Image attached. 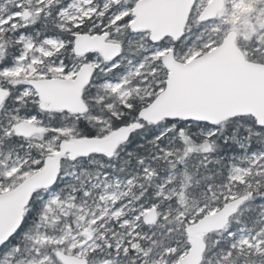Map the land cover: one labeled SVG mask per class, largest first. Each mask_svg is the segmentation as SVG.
I'll use <instances>...</instances> for the list:
<instances>
[{"label": "trees", "instance_id": "1", "mask_svg": "<svg viewBox=\"0 0 264 264\" xmlns=\"http://www.w3.org/2000/svg\"><path fill=\"white\" fill-rule=\"evenodd\" d=\"M61 1L49 4L44 11L36 14L31 23L25 27H14L9 24L1 28L0 69L12 66L15 58L19 56L21 50L20 45L16 43V38L22 33L29 34L38 31L41 36L59 37L68 42V49H72L74 39L70 35L72 31L79 34L89 32L90 35L101 33L99 27L89 29L87 25L69 29L70 31L60 30L56 13L63 7V4H60ZM136 1L123 0L131 9ZM9 10L13 12L15 8L12 6ZM124 19L121 22L125 23L120 36L121 56L133 62H139L144 54L137 50L136 37L141 34H132L128 30L126 25L132 19L131 15ZM194 25L196 23L189 17L184 35L180 40L173 43L171 40L165 39L156 45L172 47L176 59L184 62L182 60L189 51L202 48L198 41L197 30L193 28ZM113 29L114 27H108L105 30L111 39L115 37ZM217 35L215 46L219 45L222 40V33ZM33 39L38 42V38L34 37ZM145 40L148 42L147 37ZM244 49L248 51L244 55L247 61L264 64V54L253 50L249 45ZM207 51L204 50L203 53ZM90 55L86 59H90ZM64 62L66 65L72 63L69 59H65ZM103 63L106 66L109 64L104 61ZM148 68L149 71L153 69L154 72L151 74L142 73L132 80L131 93L124 104L113 95L103 91L101 86L103 80L117 79L122 74L123 67L117 66L112 69L106 67L105 71H98L95 68L89 84L82 92V101L87 108L83 116L48 112L46 106L39 104L36 97L32 99L19 98V91L29 87V80L22 77L13 78L9 85H3V88L8 91V95L0 109V152H22L24 146L28 145L26 140L17 137L13 131H9V127L7 128V123L14 121L21 114L32 116L39 121V125L43 127L44 131L43 139H53L55 149L62 141L103 138L117 129L138 124L139 126L129 133L126 142L119 145L110 158L101 154H91L75 158L72 161L62 159L58 177L50 187V191L58 194L62 199L68 191L77 189L73 193V203L80 204L82 200H85L88 205L95 199L93 191L89 187L93 175L103 174L121 180H130L132 185L127 196L123 198L124 201H128L135 208L150 209L155 207L160 215H167V218H158L161 227L149 229H152L154 235L158 234V239L163 241L164 251L172 249L168 254L163 253L166 258L165 264H175L189 247V240L184 235L188 219L200 206L213 205L218 209L221 208L229 201L226 198L228 190L234 191L235 198L248 196V199L229 221V224L235 223L231 227L232 230L237 227L256 228L258 226L256 222L261 203L260 197L264 196V171H261L264 166L251 168L244 176L242 183L231 182L229 172L230 167L236 163V157L240 152L237 149V139L244 136L249 137L248 132L245 131L247 129L250 132L258 133H263L264 129L257 127L250 117L230 119L217 126L185 123L180 120H164L154 125L140 122L137 118L138 112L154 100L166 82V71L161 66L160 59L151 60ZM47 78L49 76H46ZM143 78L145 81L141 82ZM145 85L147 88L143 87ZM135 87L137 89H134ZM88 116L98 117L102 124L86 120ZM208 131L210 133H207ZM25 152L29 153V163H35L30 165L31 174L41 169L46 153L32 145H28ZM72 173L75 176L74 181V177L69 176ZM66 175L68 176L63 177ZM21 181L19 180L17 183ZM162 185L174 186L177 187V190L174 194L163 198L158 194V187ZM45 200V189L32 194L23 212L19 230L8 243L0 248V254L7 246L18 247L21 244L19 243L21 235L32 233L38 222H41L44 227H49V218L45 216V219L41 220V216L44 214ZM202 216V214L197 215L195 221ZM64 222L66 219L59 217L56 227L63 226ZM176 224L178 228H176ZM106 228L113 229L115 225L108 222ZM147 229L148 226L144 224L140 227V230L151 233ZM218 234H224V230L203 236L205 251L201 264H257L258 259L264 257V254L254 253L252 249H229V242L224 237L214 244V238ZM97 243L98 250L102 253L94 251L91 257L106 255L122 257L124 254L120 250H114L113 247L107 248L103 239H98ZM142 248L143 242L137 248L128 250V259H133Z\"/></svg>", "mask_w": 264, "mask_h": 264}, {"label": "rangeland", "instance_id": "2", "mask_svg": "<svg viewBox=\"0 0 264 264\" xmlns=\"http://www.w3.org/2000/svg\"><path fill=\"white\" fill-rule=\"evenodd\" d=\"M57 1L0 0V34L4 25L10 24L14 27L29 25L36 14L44 11L49 4H56ZM210 1L197 0L195 2L190 20L196 23L193 28L197 30L198 41L202 48L189 51L182 61L187 62L203 54L204 50L209 51L215 48L217 34L222 33L221 38H223L229 31L236 34V44L244 55L248 52L244 49L247 45L264 54V0H223V9L213 20L197 23L199 13ZM60 4H63V7L56 13L60 30L67 31L87 25L89 29L99 27L102 33L108 27H114L115 37L112 39L108 37V41L121 45L120 36L125 27V23L121 22L131 15L132 10L123 0H62ZM12 6L15 11L10 12L9 8ZM126 26L128 27L129 23ZM78 34L74 31L70 33L73 38ZM136 34H141L136 37L137 50L144 54L139 62H133L120 56L106 66L98 53L91 54L90 59H86L98 71H105L106 67L108 69L123 67L122 74L117 79L103 80L101 83L103 91L116 97L122 104L131 93L132 80L142 73H153V69L148 70L150 61L160 59L170 48V46L166 48L151 44L149 41V43L146 42L145 37L148 38V33ZM34 37L38 38V42L34 41ZM16 43L20 45L21 52L12 66L0 69L2 86L9 85L13 78L18 77L29 81L46 79V76H49L47 79L71 80L75 78L80 65L84 62L83 58H77L72 49L67 48L68 42L56 36H41L38 31H33L29 34L18 35ZM65 59L71 60L72 63L66 65ZM144 81L145 78L141 80V82ZM143 87L147 88V85ZM21 97L32 99L35 98V94L30 87H25L19 91V98ZM86 120L102 124L98 117L88 116ZM22 121L40 128L37 135L25 142L43 150L46 153L45 157L54 155L57 150L53 146L54 141L51 138L43 139V127L39 125L36 118L21 114L14 121L8 122L7 128L9 127V131H12V128ZM245 131L248 132L249 137L244 136L237 139V149L240 152L229 172V180L235 183H242L244 176L251 168L264 166V132H250L248 129ZM28 145L24 146L22 152H0V194L11 191L31 175L30 165L35 163H29V153L25 152ZM261 171H264V167ZM69 176L74 177L73 181L75 180L74 173ZM19 180L22 181L17 183ZM131 185L130 180H121L103 174L93 175L89 187L95 199L88 203L91 206L86 205L85 200H82L80 204L73 203V193L77 189L68 191L62 199L58 194L50 191V188L45 189L46 200L41 220L45 219V216L49 218V227H44L41 222H38L32 233H23L19 239L21 244L18 247L7 246L1 252L0 264H60L54 257L56 251L76 258H84L87 264H165L166 258L163 253L168 254L172 249L164 251L163 241L159 240L158 234L154 235L152 229L149 228L161 227L158 218L164 219L167 215H160L155 207L135 208L128 201H124L123 198L127 196ZM176 190L177 187L162 185L158 187V194L164 198L174 194ZM227 193V200L235 198L234 191L228 190ZM260 198L256 228L237 227L232 230L231 227L235 223L229 224L224 229V234L216 235L213 243L215 244L224 237L229 242V249H252L254 253L264 254V196ZM151 210L153 211L151 221L147 222L146 215ZM217 210L218 208L213 205L198 207L188 219L185 227L193 224L197 215H206ZM59 217H64L66 222L63 226L56 227ZM108 222L115 225V228L107 229ZM142 224L147 225V231L151 233L140 230ZM176 228H178L177 224ZM112 230L114 232L109 233ZM98 239H103L107 248L113 247L114 250H120L124 254L122 257L108 255L91 257L94 251L102 253L98 250ZM141 242H143V248L139 249L136 258L128 259L127 251L137 248ZM257 264H264V257L259 258Z\"/></svg>", "mask_w": 264, "mask_h": 264}, {"label": "water", "instance_id": "3", "mask_svg": "<svg viewBox=\"0 0 264 264\" xmlns=\"http://www.w3.org/2000/svg\"><path fill=\"white\" fill-rule=\"evenodd\" d=\"M196 1L137 0L131 11L129 30L132 33H148L151 43L164 39L175 43L183 37ZM223 7V0H211L199 13L197 23L213 20ZM107 37L106 33L77 35L73 41V53L76 57L99 53L103 61H114L121 55V45L108 42ZM235 40L236 34L229 31L218 46L186 63L177 61L173 51L168 49L160 58V64L166 71L164 88L148 106L138 112V120L153 125L164 120H180L216 126L230 119L250 117L257 127L264 128V64L248 62L237 48ZM93 71V66L83 63L71 80H32L29 87L38 103L45 105L48 112L83 116L87 108L82 101V92L89 84ZM7 94V90L0 86V108ZM138 126L131 124L103 138L62 141L56 153L44 159L39 171L25 178L11 191L0 194V248L20 228L23 211L32 194L55 182L62 159L72 161L91 154L110 158ZM12 131L22 139H30L40 132L26 121L17 123ZM247 199L246 195L235 198L188 225L184 234L189 240V248L175 264H201L205 251L203 236L222 231ZM152 214V210L148 212L147 222L151 221ZM55 257L60 264H87L84 258L59 251Z\"/></svg>", "mask_w": 264, "mask_h": 264}]
</instances>
